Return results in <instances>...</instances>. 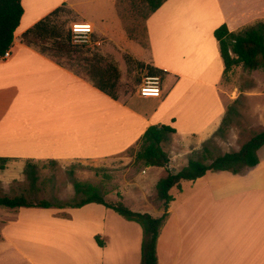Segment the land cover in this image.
Listing matches in <instances>:
<instances>
[{
  "label": "crops",
  "instance_id": "obj_1",
  "mask_svg": "<svg viewBox=\"0 0 264 264\" xmlns=\"http://www.w3.org/2000/svg\"><path fill=\"white\" fill-rule=\"evenodd\" d=\"M78 1L21 0L24 12L11 55L0 57V158H7L8 166L101 162L137 146L150 126L166 125L175 130L164 143L167 168L176 172L190 159L202 160L203 152L198 158L195 154L216 140L227 114L221 90L224 63L214 31L222 24L238 31L254 19H264V0H167L146 21L147 49L129 46L150 75L161 77V97L137 92L117 99L102 91L100 82L37 49L35 36H25L63 8L76 16L74 22L92 23L93 37L102 46L96 21L79 15ZM116 28L113 19L103 32L115 35ZM150 67L160 73H150ZM251 77L254 83L236 94L246 97L264 128V69L252 71ZM237 139L230 134L228 150L221 155L238 151ZM233 140L236 147L231 148ZM258 156V165L243 174L207 172L182 181L170 190L172 201L167 207L161 202L159 211L129 201L140 212L166 214L157 241L158 264H264V146ZM159 169L157 182L166 174L165 168ZM10 210L14 216L0 228V264L141 262V245L135 242L129 252L118 239L124 229L120 225L133 227L140 236L137 225L101 204Z\"/></svg>",
  "mask_w": 264,
  "mask_h": 264
},
{
  "label": "rangeland",
  "instance_id": "obj_2",
  "mask_svg": "<svg viewBox=\"0 0 264 264\" xmlns=\"http://www.w3.org/2000/svg\"><path fill=\"white\" fill-rule=\"evenodd\" d=\"M77 3L81 17L96 21L100 32L97 29L96 31L104 38L102 46L98 50H89L71 44L70 25L78 20L70 9H63L53 18L52 23L63 36L65 44H61L60 39L55 40L52 36L46 39L35 38L37 39L35 47L86 79L101 82L107 76H113L116 79V87L112 92L118 98L137 93L148 69L141 65L143 62L138 60L129 46L147 49L145 17L147 9L143 0H79ZM113 19L114 26L117 27L115 35L104 34L103 27L112 24ZM258 24H264V19H254L244 28ZM122 36L126 37L129 45L124 44ZM251 74L252 72L237 66L223 78L221 90L227 106V122L221 125L223 130L216 133V140L207 143L204 149L207 150L208 147V153L205 154L204 149H201L195 154L198 158L203 152L204 158L201 161L209 163L211 158L228 150L230 134L234 133L237 136L240 147V144L248 140L254 132L263 128L258 125L259 115L250 111L246 97L236 94L237 90L240 91L246 85L249 87L254 83ZM260 83L264 85V79H260ZM221 142L226 144L220 145ZM232 142L231 148L236 147L234 140ZM138 150L139 144L119 156L101 162H16L11 163V166H8L10 164L8 162L5 170L0 172V190L2 194L9 196H26L33 203L41 200L51 203L59 200L66 202L74 197L73 182L78 180L99 188L109 202L128 200L125 204L133 211L141 210L131 206L129 201L138 208L161 210V202L156 200L155 190L161 171L159 168L145 167L138 161L136 158ZM144 171L147 173L144 174ZM14 212L0 207V228L3 221L14 216ZM152 215L156 217V214ZM134 224L137 225L140 236L133 227L126 225H120L124 229L118 236L123 248L129 252L134 250L135 242L141 245L143 239L141 227L135 222Z\"/></svg>",
  "mask_w": 264,
  "mask_h": 264
},
{
  "label": "trees",
  "instance_id": "obj_3",
  "mask_svg": "<svg viewBox=\"0 0 264 264\" xmlns=\"http://www.w3.org/2000/svg\"><path fill=\"white\" fill-rule=\"evenodd\" d=\"M167 0H143L148 19L153 13L160 9ZM63 8L56 9L49 17L40 21L35 27L28 31L25 36L33 35L36 38L46 39L53 36L55 40L60 39L65 44L63 36L57 32L52 23ZM24 9L21 0H0V57L12 46L14 34L20 24ZM214 37L219 43V51L224 63V77L237 66L246 71L264 69V24L244 28L238 31H230L226 24H222L214 31ZM68 38V36H67ZM143 65V64H141ZM150 73H160L154 68H149ZM100 89L117 99L112 90L116 87V79L107 76L99 85ZM229 111V110H228ZM227 122L224 118L223 124ZM219 130L222 131L223 127ZM175 130L166 125L150 126L143 134L139 142V150L136 158L145 167L165 168L166 174L156 183V200L167 207L172 201L170 190L179 187L182 181H194L207 172L226 171L235 175L243 174L248 169L258 165L259 149L264 146V128L254 132L245 142L240 144L238 151L227 152L223 155L211 158L210 162L190 159L184 167L174 172L167 170L169 154L164 148V143L169 135ZM7 158H0V170H5L8 163ZM34 179V178H33ZM74 197L70 201H56L51 203L41 200L38 203L30 202L26 196H9L2 194L0 190V207L16 209L20 207H57V208H80L90 203H97L112 209L127 221L137 223L143 233L141 244V264H158L157 241L166 214L154 217L147 212L133 211L122 200L109 202L100 192L99 188L89 183L74 180ZM97 243L102 247L104 242L96 236Z\"/></svg>",
  "mask_w": 264,
  "mask_h": 264
},
{
  "label": "built area",
  "instance_id": "obj_4",
  "mask_svg": "<svg viewBox=\"0 0 264 264\" xmlns=\"http://www.w3.org/2000/svg\"><path fill=\"white\" fill-rule=\"evenodd\" d=\"M94 25L90 22H73L70 25L69 37L71 44L85 48L101 46V41L94 39ZM11 55V46L1 56L2 59H8ZM138 94L141 97L159 98L162 95V79L159 75L145 74L139 87Z\"/></svg>",
  "mask_w": 264,
  "mask_h": 264
}]
</instances>
